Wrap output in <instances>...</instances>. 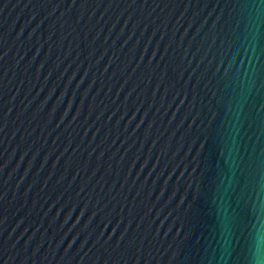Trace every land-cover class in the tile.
Returning <instances> with one entry per match:
<instances>
[{
	"label": "water",
	"instance_id": "95a60500",
	"mask_svg": "<svg viewBox=\"0 0 264 264\" xmlns=\"http://www.w3.org/2000/svg\"><path fill=\"white\" fill-rule=\"evenodd\" d=\"M0 264H264V0H0Z\"/></svg>",
	"mask_w": 264,
	"mask_h": 264
}]
</instances>
